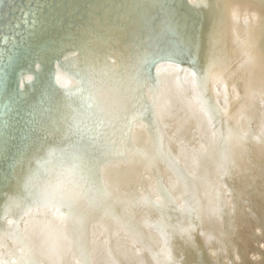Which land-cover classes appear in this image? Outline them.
Wrapping results in <instances>:
<instances>
[{
    "label": "bare ground",
    "instance_id": "1",
    "mask_svg": "<svg viewBox=\"0 0 264 264\" xmlns=\"http://www.w3.org/2000/svg\"><path fill=\"white\" fill-rule=\"evenodd\" d=\"M100 3L31 1L11 19L6 44L27 21L13 62L56 59ZM137 9L115 44L128 60L81 83L66 52L46 80L45 59L11 77L0 264H264V0Z\"/></svg>",
    "mask_w": 264,
    "mask_h": 264
},
{
    "label": "water",
    "instance_id": "2",
    "mask_svg": "<svg viewBox=\"0 0 264 264\" xmlns=\"http://www.w3.org/2000/svg\"><path fill=\"white\" fill-rule=\"evenodd\" d=\"M31 1L33 0H0V109L3 110L6 107L4 112H8L6 96L11 91L19 94L18 88L15 86L16 81L11 80V77L14 76L17 79L23 72H29L32 74V78L35 77V73L32 72L33 62H39L40 70L43 66V58L47 60L48 71L51 69L50 65L52 62H59V66L65 67L69 61L65 53L76 50L81 60L78 71L83 76V79L86 80V72H94L104 64L106 58L114 59L113 56H115L118 59L128 60L126 58L127 53L125 51L121 52V49L116 47L115 44L123 43V40L128 35L124 27V17L132 11H139L137 8H140L143 2V0H140L122 4L121 2L124 0H100L101 3L84 20L77 34L68 33L67 35H63V38L66 40L64 52L59 53L56 59L53 58L51 61L52 55L49 56L54 48L38 51L34 47L27 60L13 62L14 58L23 55V51L25 50L16 48L15 46L24 35L27 21L20 24V32L22 33L19 37L6 44L8 42L6 37L10 35L9 27L11 26V19L14 15L18 18V12L27 8ZM15 42L16 44H14ZM23 87L24 85L21 88ZM7 89L9 92L5 93ZM6 148L8 149H5L3 142L0 140V159L5 156V153H12L15 146L9 144Z\"/></svg>",
    "mask_w": 264,
    "mask_h": 264
}]
</instances>
